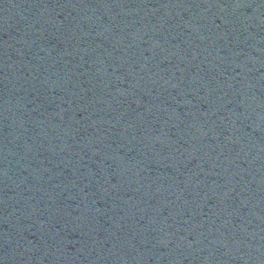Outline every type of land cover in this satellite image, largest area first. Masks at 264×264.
I'll list each match as a JSON object with an SVG mask.
<instances>
[{"label": "water", "instance_id": "obj_1", "mask_svg": "<svg viewBox=\"0 0 264 264\" xmlns=\"http://www.w3.org/2000/svg\"><path fill=\"white\" fill-rule=\"evenodd\" d=\"M0 264H264V0H0Z\"/></svg>", "mask_w": 264, "mask_h": 264}]
</instances>
